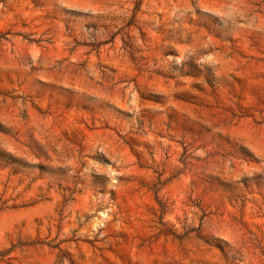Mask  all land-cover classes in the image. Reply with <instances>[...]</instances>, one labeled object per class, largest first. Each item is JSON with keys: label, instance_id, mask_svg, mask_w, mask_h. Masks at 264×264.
I'll use <instances>...</instances> for the list:
<instances>
[{"label": "rangeland", "instance_id": "1", "mask_svg": "<svg viewBox=\"0 0 264 264\" xmlns=\"http://www.w3.org/2000/svg\"><path fill=\"white\" fill-rule=\"evenodd\" d=\"M0 264H264V0H0Z\"/></svg>", "mask_w": 264, "mask_h": 264}]
</instances>
